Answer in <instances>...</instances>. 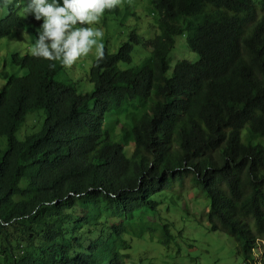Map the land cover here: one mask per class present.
Wrapping results in <instances>:
<instances>
[{"label":"trees","instance_id":"1","mask_svg":"<svg viewBox=\"0 0 264 264\" xmlns=\"http://www.w3.org/2000/svg\"><path fill=\"white\" fill-rule=\"evenodd\" d=\"M161 33L152 56L130 63L131 33L86 78L92 91L60 82L56 61L12 55L23 75L2 72L0 89V264H126V238L144 233L137 212L157 210L176 174H193L210 199V229L233 238L245 264H264V0H152ZM13 8L0 40L30 26ZM200 55L167 56L176 36ZM41 128L18 139L30 111ZM125 114L119 133L106 115ZM132 147V148H131ZM131 148V155L126 154ZM80 210L81 213H77ZM134 236V235H133ZM163 241L174 236L163 226ZM88 239V244L84 241Z\"/></svg>","mask_w":264,"mask_h":264},{"label":"rangeland","instance_id":"2","mask_svg":"<svg viewBox=\"0 0 264 264\" xmlns=\"http://www.w3.org/2000/svg\"><path fill=\"white\" fill-rule=\"evenodd\" d=\"M62 3V0H61ZM3 0H0V6ZM13 8L21 17L22 9L9 7L6 13L0 14V20L6 18ZM30 19L31 28L15 29L10 35L0 40V89L6 81L2 72L23 75L24 69L11 63L12 55L24 56L32 46L29 40L24 39L27 32L32 43L38 38V30L42 23L33 16ZM80 27V25H77ZM99 29L102 37H97L109 51L115 52L124 41L129 40L131 33H136L142 40L135 43L130 63L121 62L122 68H131L139 65L145 58L152 56V49L148 42L161 33V21L158 11L152 0H121V4L112 11L106 10L98 24L86 25ZM95 46L87 57H81L70 69L65 67L56 75L60 82L75 83L81 93L92 91L93 84L86 78L89 69L95 60ZM200 55L187 46L185 34L176 36V43L167 56L170 64V75L179 60L197 62ZM45 119L43 109L30 111L26 121L18 130V139L26 134L41 128ZM126 122L125 114L106 115L105 127L111 132L119 133V128ZM242 142L246 144L264 145V137L255 136L244 128L241 135ZM132 148V147H131ZM131 148H126V154L131 155ZM157 200L161 204L157 210L146 209L137 212L131 220L133 224L142 228L141 236L126 234L131 248L124 251L129 254L126 264H242L244 257L237 251L236 241L227 234L210 229L208 212L210 199L196 184L193 174L181 176L176 174L170 182L160 191ZM81 213L80 210L77 212ZM167 224L174 239L168 245L163 241V226ZM88 239L84 244H88ZM258 260L264 257V238L260 240L256 249Z\"/></svg>","mask_w":264,"mask_h":264},{"label":"clouds","instance_id":"3","mask_svg":"<svg viewBox=\"0 0 264 264\" xmlns=\"http://www.w3.org/2000/svg\"><path fill=\"white\" fill-rule=\"evenodd\" d=\"M120 4L121 0H3L0 14L11 6L22 9L24 17L31 15L36 21L42 20L34 43L27 32L23 34L32 44L30 54L51 62L52 69L56 61L70 69L81 57H87L94 46V66L106 59L105 46L96 39L103 33L86 25L98 24L106 10H115Z\"/></svg>","mask_w":264,"mask_h":264},{"label":"built area","instance_id":"4","mask_svg":"<svg viewBox=\"0 0 264 264\" xmlns=\"http://www.w3.org/2000/svg\"><path fill=\"white\" fill-rule=\"evenodd\" d=\"M245 263H247V261H246V260H244V262H243L242 264H245Z\"/></svg>","mask_w":264,"mask_h":264}]
</instances>
